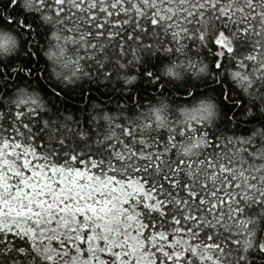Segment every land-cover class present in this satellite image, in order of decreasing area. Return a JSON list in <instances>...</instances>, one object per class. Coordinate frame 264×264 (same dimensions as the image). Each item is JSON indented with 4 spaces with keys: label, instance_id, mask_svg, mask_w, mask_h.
Returning a JSON list of instances; mask_svg holds the SVG:
<instances>
[{
    "label": "snow or ice",
    "instance_id": "obj_1",
    "mask_svg": "<svg viewBox=\"0 0 264 264\" xmlns=\"http://www.w3.org/2000/svg\"><path fill=\"white\" fill-rule=\"evenodd\" d=\"M0 264H264V0H0Z\"/></svg>",
    "mask_w": 264,
    "mask_h": 264
}]
</instances>
